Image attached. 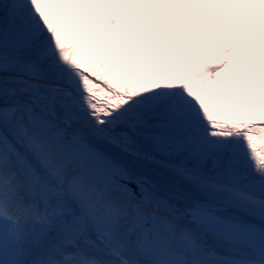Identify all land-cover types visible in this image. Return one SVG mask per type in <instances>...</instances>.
I'll return each instance as SVG.
<instances>
[{"label": "snow or ice", "instance_id": "obj_1", "mask_svg": "<svg viewBox=\"0 0 264 264\" xmlns=\"http://www.w3.org/2000/svg\"><path fill=\"white\" fill-rule=\"evenodd\" d=\"M92 6L0 0V264H264V35L234 26L185 73L200 31L188 10L206 5L121 0L67 38L65 15ZM252 6L239 19L264 20V0ZM115 29L168 45L150 46L170 71ZM224 68L255 86L213 109L192 84ZM138 161L195 193L166 191Z\"/></svg>", "mask_w": 264, "mask_h": 264}, {"label": "bare ground", "instance_id": "obj_2", "mask_svg": "<svg viewBox=\"0 0 264 264\" xmlns=\"http://www.w3.org/2000/svg\"><path fill=\"white\" fill-rule=\"evenodd\" d=\"M240 0H196L197 3L206 5L202 10L189 9V12H193L197 15L195 24L199 25L200 31L195 33L199 43L192 46L191 50H194V55L191 59H186L184 63L188 65L184 69L187 73L190 69L209 51L213 43L221 38L224 32L233 28L232 21H228V17L232 14L234 9L238 6ZM121 0H93L92 11L94 15L90 18L84 16L81 18L83 22L73 20L71 17L65 15L64 19L67 21L70 29H74L69 39L74 38L93 25L99 20L104 19L109 9L113 4L120 3ZM171 18V17H166ZM137 23L149 32L154 31L148 21L134 17ZM225 23H227L226 26ZM103 27V26H101ZM115 27V26H114ZM99 31V29H98ZM122 38L128 41L132 47L138 51L145 53L147 57H150L153 62H162L164 67L163 71L168 72V60L162 56L158 48L151 47L150 45H158L163 47H169L168 45H162L160 40L154 39L149 36L147 32H140L136 29L130 31L134 33L136 37H140L139 40L133 39L128 33L115 29ZM264 35V34H261ZM245 42L252 44L247 37L243 38ZM90 42V41H89ZM215 58V57H212ZM252 73L242 72L238 69L224 68L221 70V76L224 79L217 80L214 76L210 77L207 81L200 83H193L192 89L199 95L210 108L215 109L221 103H231L247 97L243 95L246 90L252 89L255 85L249 77ZM255 75L264 78V73H255ZM244 79H246L244 81ZM168 83H174L175 81L169 80ZM139 166L146 170H150L154 178L164 185L166 191L175 192L181 196H190L195 193L191 183L185 180L170 169L162 167L159 164L146 161H138ZM209 243L215 247L216 251L221 255H226V247L210 237Z\"/></svg>", "mask_w": 264, "mask_h": 264}, {"label": "rangeland", "instance_id": "obj_3", "mask_svg": "<svg viewBox=\"0 0 264 264\" xmlns=\"http://www.w3.org/2000/svg\"><path fill=\"white\" fill-rule=\"evenodd\" d=\"M246 79H244V81H245Z\"/></svg>", "mask_w": 264, "mask_h": 264}]
</instances>
